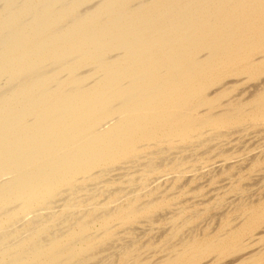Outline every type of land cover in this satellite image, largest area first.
<instances>
[{
  "label": "bare ground",
  "instance_id": "1",
  "mask_svg": "<svg viewBox=\"0 0 264 264\" xmlns=\"http://www.w3.org/2000/svg\"><path fill=\"white\" fill-rule=\"evenodd\" d=\"M0 264H264V0H0Z\"/></svg>",
  "mask_w": 264,
  "mask_h": 264
},
{
  "label": "rangeland",
  "instance_id": "2",
  "mask_svg": "<svg viewBox=\"0 0 264 264\" xmlns=\"http://www.w3.org/2000/svg\"><path fill=\"white\" fill-rule=\"evenodd\" d=\"M257 183L256 182H254V184H252V189H254L255 187H257V186H255ZM194 186H198V185H200V184H193ZM202 185V184H201ZM251 185V184H250ZM259 185V184H258ZM203 186H205L206 188H205V192H208V190L210 191V192H208V196L210 195V193L212 192V191H214L217 187L216 186H214V185H212V184H203ZM215 188V189H214ZM214 189V190H213ZM212 190V191H211ZM208 199V197L207 198H203L202 200H207Z\"/></svg>",
  "mask_w": 264,
  "mask_h": 264
}]
</instances>
